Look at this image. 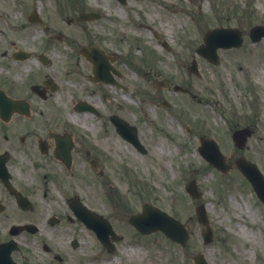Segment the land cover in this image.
<instances>
[{"label":"rangeland","instance_id":"1","mask_svg":"<svg viewBox=\"0 0 264 264\" xmlns=\"http://www.w3.org/2000/svg\"><path fill=\"white\" fill-rule=\"evenodd\" d=\"M107 1L109 0H101L100 5L105 8ZM139 1L131 2L136 4L130 14L139 16V23L143 21L152 30L141 33L148 45H143L145 48L142 56L139 52L133 59L136 72L131 66L124 64L122 58L126 84L130 90L138 92V102L139 97L152 94L158 95L162 101L167 100L170 106L166 109L161 103L155 107L146 103L148 100L134 105L131 99L128 102L113 89L109 95L115 102L124 105L112 112H118L138 128L139 137L149 149V154L137 153L115 130L110 129L107 132L104 128L105 120L87 119L96 124L95 132H99L101 127L104 128L103 133L108 140L107 148L114 156V170L119 167L122 171L117 174L111 172L112 176L108 177L107 182L120 188L124 204L130 205L132 200L137 201L141 190L148 192L156 206L190 226L191 237L189 243L182 247L171 242L163 233H154L141 237L135 247L130 246L134 242L127 239L114 254L101 251L95 240L90 253L101 257L96 264H194L192 258L199 253H204L210 264H264V204L259 201L251 185L236 167V161L243 156L249 162L258 164L264 173V40L254 44L248 36L254 24L264 23V0H163L160 5L157 0L153 3L143 0L138 7ZM90 2L99 3L98 0ZM235 7L239 8L237 15L233 10ZM112 10L116 11L115 8ZM130 19L128 14H124L122 20L116 24L117 41L123 57L131 52L128 39L130 35H125ZM107 25L111 26L109 23ZM217 26L238 27L242 30L245 34L243 47L239 50L220 51L223 64L218 68L197 57L202 77L191 76L188 79L187 70L196 57V45L202 43L209 29ZM164 40L168 41L169 49L163 47ZM149 49H153L158 55H165V61L159 64L164 69L158 70L154 67ZM184 66L187 69L182 73ZM148 69L153 75L148 74L140 81ZM153 76L169 77L173 84L187 87L190 80L193 91L199 97L204 95L214 102L213 96H222L224 92H228L229 96L225 94L228 102L221 107L215 103L199 105L197 102H189L188 95L175 93L172 88L158 93L146 90ZM138 83L144 84L143 89L137 86ZM243 91L253 92L249 93L246 103L242 102ZM255 96L260 97L256 102L257 111L249 104ZM75 99L78 97L75 96ZM66 100H72V96L62 93L60 101ZM92 100L105 113L106 105L102 98L96 96ZM188 106L191 109L192 122H188ZM230 108L234 109L237 117L234 118ZM252 112L257 115L252 121L256 124L257 132L248 140L246 148L240 150L232 140V128L248 126V116ZM184 124L188 125L189 131H185ZM201 136L213 137L219 143L222 152L229 157L226 163L233 166L229 173L224 175L205 161L198 151ZM161 144L168 149L169 154L159 152L158 146ZM191 179L198 181L203 193L201 201L206 204L216 234L214 243L208 246L203 245V228L198 224L195 215L199 202L191 200L188 194L183 196L181 190V184ZM137 182L140 186L143 182V188L136 186ZM90 185V191L95 196L93 204H100L102 200L100 205L107 212L112 211L101 198L99 182H91ZM151 185L153 189L150 190ZM117 208L120 210L119 206ZM116 224L121 232L126 231L123 222ZM4 237L5 233H0V243L6 239ZM16 239L23 251L14 253L13 257L18 263H26V249L29 250L26 236L20 235ZM81 253L78 252L76 257L79 264H82L79 261ZM42 255L41 252H33L29 254V261L31 264H45L47 260ZM65 264H73L72 258Z\"/></svg>","mask_w":264,"mask_h":264},{"label":"flooded vegetation","instance_id":"2","mask_svg":"<svg viewBox=\"0 0 264 264\" xmlns=\"http://www.w3.org/2000/svg\"><path fill=\"white\" fill-rule=\"evenodd\" d=\"M132 1L124 6L109 0L101 16L94 10L101 0H0V233L26 234V264L36 251L49 264H65L69 258L79 264L77 253L93 245L94 232L77 217L73 203L111 218L103 205L93 204L90 184L97 181L103 188L111 172H122L114 170L103 130L114 131L113 117H123L112 112L123 106L109 93L112 88L123 92L110 82L126 85L122 58L123 63L136 58ZM93 13L97 19L85 17ZM124 14L131 17L125 32L131 52L123 57L116 24ZM94 61L109 82H94ZM62 93L72 100L60 101ZM96 96L106 105L105 113L93 102ZM188 98L207 102L191 91ZM190 112L188 106V120ZM87 116L105 120L104 128L94 132L96 124ZM108 185L114 190L107 194L114 195L115 186Z\"/></svg>","mask_w":264,"mask_h":264},{"label":"water","instance_id":"3","mask_svg":"<svg viewBox=\"0 0 264 264\" xmlns=\"http://www.w3.org/2000/svg\"><path fill=\"white\" fill-rule=\"evenodd\" d=\"M264 36V30L259 28L253 31L252 37L255 40H259ZM206 47H203L199 52L206 56H210L212 59H217V49L218 48H229V47H240L242 44V38L238 31L235 30H217L212 31L205 40ZM246 140V139H245ZM243 147V144L241 145ZM218 155L210 159L212 163L216 166L218 165L217 160L222 158L221 154L218 151V148H215ZM240 169L243 171L244 174L252 182L256 192L258 193L259 197L264 201V178L262 174L258 171L257 167L242 160V163L239 165ZM226 171V169H223ZM189 191L191 195L196 198L200 197L199 194L196 193V182L189 184ZM197 214L199 216L200 222H202L206 227H208V231L204 232L205 242L208 243L212 241V232L209 227V219L206 214V210L204 205L200 206L197 209ZM131 223H133L143 234L152 233L157 230H162L166 232L169 236L173 239H176L183 244H185L187 240V233L182 225L175 221L173 218L168 216L167 214L161 212L158 209L151 208L145 206L144 214L141 216H135L132 218ZM184 233V234H180ZM7 248V247H6ZM10 251L7 252L5 248L0 249V264H14L10 259ZM196 264H207L204 260L203 256H197L195 258Z\"/></svg>","mask_w":264,"mask_h":264},{"label":"bare ground","instance_id":"4","mask_svg":"<svg viewBox=\"0 0 264 264\" xmlns=\"http://www.w3.org/2000/svg\"><path fill=\"white\" fill-rule=\"evenodd\" d=\"M161 2H162V0H161ZM145 28H146V25H142V31L144 32L145 31ZM158 150H159V152L161 153V154H169V151H168V149H166L165 148V146L164 145H159L158 146ZM134 250H136V249H134ZM135 253V252H134ZM137 253V252H136Z\"/></svg>","mask_w":264,"mask_h":264}]
</instances>
